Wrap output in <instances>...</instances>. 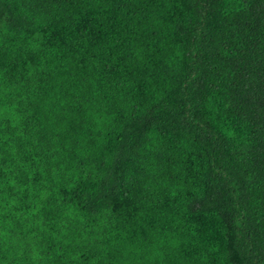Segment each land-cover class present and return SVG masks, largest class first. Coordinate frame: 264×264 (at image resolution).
Listing matches in <instances>:
<instances>
[{
    "label": "trees",
    "instance_id": "obj_1",
    "mask_svg": "<svg viewBox=\"0 0 264 264\" xmlns=\"http://www.w3.org/2000/svg\"><path fill=\"white\" fill-rule=\"evenodd\" d=\"M0 264H264V0H0Z\"/></svg>",
    "mask_w": 264,
    "mask_h": 264
}]
</instances>
